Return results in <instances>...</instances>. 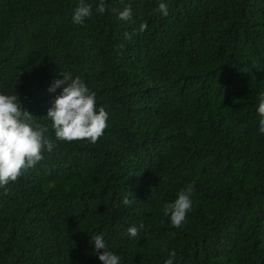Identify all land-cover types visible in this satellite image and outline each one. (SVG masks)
I'll use <instances>...</instances> for the list:
<instances>
[{"label": "trees", "instance_id": "1", "mask_svg": "<svg viewBox=\"0 0 264 264\" xmlns=\"http://www.w3.org/2000/svg\"><path fill=\"white\" fill-rule=\"evenodd\" d=\"M84 2L76 24L80 0H0V94L15 92L55 143L0 187V264H101L99 234L121 264L171 251L173 264H264V0H106L103 14ZM60 72L108 113L95 144L55 138ZM192 182L174 227L163 205Z\"/></svg>", "mask_w": 264, "mask_h": 264}, {"label": "clouds", "instance_id": "2", "mask_svg": "<svg viewBox=\"0 0 264 264\" xmlns=\"http://www.w3.org/2000/svg\"><path fill=\"white\" fill-rule=\"evenodd\" d=\"M96 11L100 14L106 11V0H99ZM158 11L167 16V5L160 3ZM91 13L92 5L80 0L72 21L82 24ZM118 17L120 20H131V6L118 11ZM145 29L146 24L141 23L139 31L143 32ZM125 38L131 39V35L125 33ZM60 75L63 78L56 79L49 91L54 92L57 88H62V91L55 97L46 116L52 121L51 127L54 129L56 140L65 142L87 140L95 144L108 127V113L103 107L97 109L95 93L90 92L81 77L73 78L68 72H60ZM259 101L257 108L261 117L259 131L264 133V91L259 94ZM47 132L48 127L37 123L36 117L27 110H22L15 92L12 95L0 94V187L15 182L25 171L35 168L43 159L42 153L45 149L48 152L53 150L55 143L46 135ZM193 186L194 182L189 183L186 188L179 191L173 202L163 205V213L169 217L174 227H180L186 220L187 213L192 210ZM133 199L125 196L122 203L126 206L131 205ZM143 227V224L134 225L129 227L127 232L130 237L136 238ZM92 242L101 264H121V258L108 250L103 234L96 235ZM175 256V251H171L164 264H173Z\"/></svg>", "mask_w": 264, "mask_h": 264}]
</instances>
